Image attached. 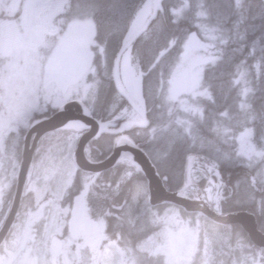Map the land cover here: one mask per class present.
<instances>
[{
    "label": "snow or ice",
    "instance_id": "1",
    "mask_svg": "<svg viewBox=\"0 0 264 264\" xmlns=\"http://www.w3.org/2000/svg\"><path fill=\"white\" fill-rule=\"evenodd\" d=\"M247 12L0 0V264H264Z\"/></svg>",
    "mask_w": 264,
    "mask_h": 264
},
{
    "label": "trees",
    "instance_id": "2",
    "mask_svg": "<svg viewBox=\"0 0 264 264\" xmlns=\"http://www.w3.org/2000/svg\"><path fill=\"white\" fill-rule=\"evenodd\" d=\"M246 4L248 8L246 24L250 26V37H255L264 31V0H246ZM261 103H264V96L258 94L256 104L259 106Z\"/></svg>",
    "mask_w": 264,
    "mask_h": 264
},
{
    "label": "bare ground",
    "instance_id": "3",
    "mask_svg": "<svg viewBox=\"0 0 264 264\" xmlns=\"http://www.w3.org/2000/svg\"><path fill=\"white\" fill-rule=\"evenodd\" d=\"M252 12V11H251ZM248 13V12H247ZM250 17V16H249ZM262 100V99H261Z\"/></svg>",
    "mask_w": 264,
    "mask_h": 264
}]
</instances>
